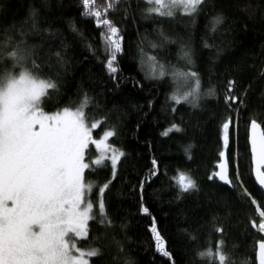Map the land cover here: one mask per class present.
<instances>
[{
	"label": "trees",
	"instance_id": "16d2710c",
	"mask_svg": "<svg viewBox=\"0 0 264 264\" xmlns=\"http://www.w3.org/2000/svg\"><path fill=\"white\" fill-rule=\"evenodd\" d=\"M95 2L103 11L109 0ZM154 7L148 0H118L107 12L121 40L115 73L107 69L105 29L82 15L81 0H0V51L20 46L27 67L34 61L35 71L56 84L44 98L46 112L75 109L86 96L89 123L102 122L92 137L113 130L108 143L124 153L115 175L110 160L85 171L87 182L108 184L103 203L111 221L100 222L94 187L89 199L96 218L78 243L100 250L90 264H219L200 254L215 253L221 241L226 264H257L264 234L250 221L259 223L264 195L252 177L248 126L255 120L264 131V0H204L191 15L177 7L161 16L149 11ZM217 16L223 20L214 28ZM154 63L163 65V77ZM9 70L19 68L5 56L0 73ZM185 72L197 77L185 81L178 75ZM196 79L195 96L177 104L171 97L191 92ZM230 81L238 100L226 104ZM174 124L180 131L164 135ZM97 156L90 145L86 161ZM221 160L231 184L209 179ZM180 172L195 189L180 190ZM153 222L170 257L156 248Z\"/></svg>",
	"mask_w": 264,
	"mask_h": 264
},
{
	"label": "snow or ice",
	"instance_id": "6c2138e0",
	"mask_svg": "<svg viewBox=\"0 0 264 264\" xmlns=\"http://www.w3.org/2000/svg\"><path fill=\"white\" fill-rule=\"evenodd\" d=\"M81 2L84 9L82 15L94 18L96 26L105 29L102 37L110 54L107 69L115 73L117 69L113 67V62L122 50L121 40L119 29L106 16L118 0H109L103 11L97 7L95 0ZM203 2L148 0V3L155 5L149 11L161 16H172L173 9L177 7L191 15ZM222 20V16L215 17L214 28ZM5 56L13 61V69L19 68V71L0 73V264H90V259L98 256L100 250L81 249L78 243L88 238V223L96 218L93 215L94 205L89 199L94 187H99L100 222L110 224L111 221L107 220L103 203V193L108 184L98 186L87 182L85 171L93 166H103L106 160H110L115 175L117 162L124 153L108 143L115 135L113 130H107L101 138L93 139L92 130L102 122L89 123L85 112L88 104L86 96L75 109L65 107L53 113L46 112L42 106L44 98L49 90L56 88V84L35 71L38 65L34 61L31 68L27 67L28 53L20 46L11 52L0 51V60ZM187 56L188 53H185ZM149 59L155 61L154 57ZM157 67L159 75L163 77V65L154 63V73ZM178 75L185 81L197 77L195 72ZM232 87L233 82L230 81L226 104L238 100L230 94ZM198 89L199 80L196 79V87L191 92L171 98L179 104L195 96ZM222 128L227 145L229 122H225ZM260 128L261 125L255 120L250 121L253 171L256 182L264 189V131H259ZM173 130L180 131L174 124L163 134L167 135ZM90 145H95L99 154L96 159L86 161ZM224 156L222 151L220 157ZM152 163L155 168L156 161ZM218 167L219 171L209 179L218 177L220 181L231 184L226 163L221 160ZM178 187L182 192H188L195 189L196 184L189 175L180 172ZM244 194L247 195L246 192ZM251 202L257 204L255 199ZM261 207L264 206L257 207L259 223L250 221L251 227L258 233H264V210H260ZM142 211L147 213L148 209L142 208ZM151 231L157 250L170 257L155 222ZM222 243L218 244L215 253L209 249L201 253V257L206 255L218 259L219 264H226L227 257L220 247ZM256 248L258 264H264V240L258 242Z\"/></svg>",
	"mask_w": 264,
	"mask_h": 264
},
{
	"label": "water",
	"instance_id": "95a60500",
	"mask_svg": "<svg viewBox=\"0 0 264 264\" xmlns=\"http://www.w3.org/2000/svg\"><path fill=\"white\" fill-rule=\"evenodd\" d=\"M257 122V121H256ZM258 123V122H257ZM258 124H260V123H258ZM261 125V124H260ZM259 131H263V128H262V125H261V128L259 129ZM250 136H251V129H250V124H249V126H248V146H249V152H250V157H251V172H252V177H253V180H254V182H255V184H256V186L262 191V193H263V195H264V189H262L261 187H260V185L256 182V180H255V173H254V171H253V169H254V164L252 163V156H251V150H250ZM262 170H264V169H262ZM257 264H258V259H257Z\"/></svg>",
	"mask_w": 264,
	"mask_h": 264
},
{
	"label": "rangeland",
	"instance_id": "374dc122",
	"mask_svg": "<svg viewBox=\"0 0 264 264\" xmlns=\"http://www.w3.org/2000/svg\"><path fill=\"white\" fill-rule=\"evenodd\" d=\"M154 6H155V5H154ZM61 110H62V109H61ZM52 113H53V112H52ZM102 136H103V135H102ZM102 136H101V137H102ZM101 137H100V138H101ZM93 139H94V138H93ZM98 139H99V138H98ZM94 146H95V145H94ZM112 147H113V146H112ZM114 148H115V147H114ZM97 151H98V150H97ZM98 154H99V152H98ZM110 154H111V153H109V155H110ZM96 158H97V157H96ZM96 158H95V159H96ZM260 210H261V209H260ZM263 234H264V233H263Z\"/></svg>",
	"mask_w": 264,
	"mask_h": 264
}]
</instances>
